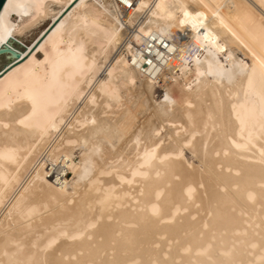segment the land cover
I'll return each instance as SVG.
<instances>
[{
  "label": "bare ground",
  "instance_id": "obj_1",
  "mask_svg": "<svg viewBox=\"0 0 264 264\" xmlns=\"http://www.w3.org/2000/svg\"><path fill=\"white\" fill-rule=\"evenodd\" d=\"M73 1L6 0L0 74ZM262 59L264 0H76L0 76V264H261Z\"/></svg>",
  "mask_w": 264,
  "mask_h": 264
},
{
  "label": "snow or ice",
  "instance_id": "obj_2",
  "mask_svg": "<svg viewBox=\"0 0 264 264\" xmlns=\"http://www.w3.org/2000/svg\"><path fill=\"white\" fill-rule=\"evenodd\" d=\"M198 15H200V14H198ZM185 16H188V13H185ZM183 22L184 21H181V23H183ZM260 62H261V65L264 66V59H262ZM197 75H200V73L198 72ZM249 83H251V81ZM164 99L168 100V96L165 95ZM233 107H235V105ZM262 116H264V111H262ZM20 122L23 123V120H21ZM92 123L94 124L95 121H92ZM243 123L244 122L241 121L242 125H243ZM260 134H261V136H264V120H262L261 124H260ZM248 139H249V142L252 141V139H253L252 132H249ZM233 143H235V142L233 141ZM236 147H241V145L237 144ZM244 147H247V145H244ZM225 154H227V153H225ZM153 155H154L153 153L146 154L148 159H151ZM217 155H219V153H217ZM261 155L264 156V148H261ZM159 196H160V193H157V197H159ZM159 211H160V209H159V207L157 205H153L152 206L153 214H158ZM206 226L207 225H205V227ZM89 227H94V225H89ZM62 235L67 236V233H62ZM76 238H77V236H70L69 237V239H73V240L76 239ZM55 244H56V240L55 239L50 240L48 242V244L45 245L44 251L48 252V250L52 249L53 245H55ZM255 246L256 245H253V247H255ZM157 247H159V246L157 245ZM184 251H188V249H184ZM59 256L61 258L58 259V258H56V254L53 253L51 258H49V256H45L44 258L37 259V260H29V261H26V262H18V264H64V262L68 259V257H64L62 253H60ZM72 259H75V258L72 257ZM165 259H167V254H165ZM259 259L261 261V264H264V248H262V255H261V257ZM132 264H140V262L134 261V262H132ZM148 264H160V261L150 260L148 262ZM172 264H177V262L173 261ZM189 264H191V262H189Z\"/></svg>",
  "mask_w": 264,
  "mask_h": 264
},
{
  "label": "rangeland",
  "instance_id": "obj_3",
  "mask_svg": "<svg viewBox=\"0 0 264 264\" xmlns=\"http://www.w3.org/2000/svg\"><path fill=\"white\" fill-rule=\"evenodd\" d=\"M46 25H47V21L44 22L43 24H41V25L39 26V29L36 28V29H34V30L28 32V33L25 35L27 38H26L25 40H23V42H21L20 40L15 41L14 44H13L14 49H17V50H23V49H25V48L29 45V43H30V41L32 40V38L35 37V36L37 35V33H38L42 28H44ZM37 56H38V57H41V53H39ZM221 57H222V55H221ZM137 59H138V55H137L136 57H133V60H134V61H136ZM7 61H9V59H6L5 57H1V58H0V68H1V67H2ZM191 64H192V63H191ZM144 75H145V74H144L143 71L141 70V71L139 72V77H144ZM163 94H164V91H163V88H161L160 84H159V85H158V83L155 84V88H154V90H153V95H154V97L157 98V99H160V98L163 96ZM76 160H78V159L76 158ZM68 176L71 177V174H68Z\"/></svg>",
  "mask_w": 264,
  "mask_h": 264
},
{
  "label": "water",
  "instance_id": "obj_4",
  "mask_svg": "<svg viewBox=\"0 0 264 264\" xmlns=\"http://www.w3.org/2000/svg\"><path fill=\"white\" fill-rule=\"evenodd\" d=\"M76 0H74L68 7L67 9L60 15V17L75 3ZM6 0H0V11L2 10L4 4H5ZM59 17V18H60ZM59 18L52 24V26L45 32V34L39 39V41L34 45V47L28 52V54L23 57L21 60H19L18 62L14 63L13 65H11L10 67H8L5 71H3L0 76L2 74H4L8 69H10L11 67H13L14 65L18 64L19 62H21L22 60H24L30 53L31 51L35 48V46L41 41V39L47 34V32L55 25V23L59 20ZM4 53H10L13 57H17L19 54L18 52H16L15 50H13L9 44H3V47H0V55L4 54Z\"/></svg>",
  "mask_w": 264,
  "mask_h": 264
}]
</instances>
